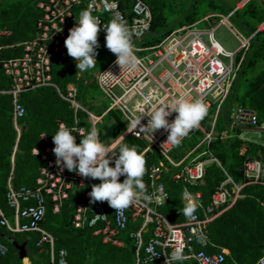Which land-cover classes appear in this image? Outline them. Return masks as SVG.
I'll return each instance as SVG.
<instances>
[{"label": "built area", "instance_id": "2783aa9c", "mask_svg": "<svg viewBox=\"0 0 264 264\" xmlns=\"http://www.w3.org/2000/svg\"><path fill=\"white\" fill-rule=\"evenodd\" d=\"M124 2V3H123ZM40 18L37 21V32L34 39L18 44L21 55L16 58L2 59L4 46L0 44V64L3 74L9 79L10 87L0 91L9 95L12 103V123L20 137L19 122L25 116V109L20 102V96L42 88H53L59 99L73 111L74 118L71 127L64 122L79 144L80 139L87 133L84 125H79L78 114L84 115V120L90 127H96L108 112H116L125 125L123 136H132L147 144L145 152H156L163 161L149 170L150 188L146 199L142 198L123 211L122 215L110 208L105 202L90 203L88 195L93 185L92 178L82 177L77 172L61 169L55 163L56 157L52 151L54 143L47 146L40 155L44 165L40 168L33 187L12 188L10 180L7 184L6 202L11 210L8 216L0 206V228L10 234H36L35 247L49 256V264H68V253L64 249H55V237L42 227L49 202L54 214H59L71 196L80 194L75 203L71 217V226L75 230L89 231L101 244L122 249L125 245V234L135 227L129 235L133 241V264H166L167 257L175 247L183 249L184 259L195 264H237L227 262L225 251L208 253L207 229L221 213L231 208L242 198V190L248 185H264L261 174L257 176L254 161H248L242 168L243 180L235 182L222 169L225 179L211 194L209 201L203 204L201 194L194 193L198 202L194 218H185L180 224L171 223L160 211L168 200V193L162 181V175L167 170V162L174 172L172 179L182 185L183 190L189 186L200 184L204 178L207 166L215 164L221 168L218 160L208 150L209 144L217 137H231L227 131L215 133L216 119L230 97L232 89L239 77L240 71L247 58L256 33L246 37L233 27L231 19L238 7L226 15H208L200 21L173 31L155 47H142L139 43L150 33L152 13L143 0H48L38 4ZM88 9L99 18L101 27L98 35L104 40L106 30L103 25L113 17H122L132 33L134 54L141 60L135 70L121 68L113 59L96 76V86L102 98L109 101V106L101 116H96L78 101V90L74 85H68L65 90L59 88L53 81L55 64L65 61L68 57L64 41L69 29L76 26L79 13ZM205 25L209 30L199 28ZM223 25L237 40L239 46L233 53H228L214 39L216 27ZM260 30V29H259ZM8 33L0 30V37ZM207 37V43L203 37ZM13 47V46H11ZM228 62H223L222 59ZM164 64L167 67H164ZM160 68L158 75L154 71ZM105 72H111L105 73ZM184 97L191 101L203 99L208 107L207 116H211L212 124L208 130L203 127V121L198 128L193 129L182 143L192 137L202 136V141L193 153L202 145L203 151L184 164L193 153L185 159L174 162L172 153L179 146L165 143L168 132L159 129L148 135H135L129 132L131 119L151 108L152 104L170 103L173 98ZM175 113L167 117L169 122L175 118ZM148 117L142 118L141 123L147 124ZM230 129L236 127L257 128L256 114L243 106L230 108ZM241 126V127H240ZM139 131V126L137 128ZM47 141L45 135L41 136ZM245 148L240 150L243 154ZM33 154L38 152L33 150ZM263 171V170H262ZM264 207V205H262ZM9 248L0 243V256H6ZM174 263V262H173ZM255 264H264V248Z\"/></svg>", "mask_w": 264, "mask_h": 264}, {"label": "trees", "instance_id": "16d2710c", "mask_svg": "<svg viewBox=\"0 0 264 264\" xmlns=\"http://www.w3.org/2000/svg\"><path fill=\"white\" fill-rule=\"evenodd\" d=\"M46 1L48 0H0V30L8 33V36L0 37V44L5 47L2 51V59L20 56L21 47L17 45L34 39L37 32L36 24L40 18L38 4ZM143 1L151 10L152 23L150 33L139 43V46L155 47L173 31L190 26L208 15H226L243 0H234L233 3L229 2L230 0ZM231 20L246 37L256 31L257 33L251 41L250 51L231 95L216 119L215 130L219 134L230 130L226 114L234 106H243L252 110L257 116L258 126H264V0H248L236 10ZM98 44L94 68L80 71L76 69L74 58L68 57L65 61L55 64L53 81L62 90L68 85H74L78 90V101L82 106L96 116H101L108 105L101 99L97 89L96 74L116 57L106 48L104 40L99 35ZM9 87L10 81L3 74L0 64V91ZM20 102L25 109V116L22 120L23 132L16 141L17 134L12 123L11 97L0 94V206L8 216H11V210L6 202L8 181L10 180L14 189L33 187L39 170L44 165L40 155L47 146L53 144L52 136L57 132L58 122H64L71 127L74 118L72 109L61 101L55 90L50 87L21 95ZM78 117L79 125H84L86 130L90 131L91 127L85 122L84 115L79 113ZM110 120H113L112 124ZM96 128L101 142L107 146L126 129L119 114L113 111L104 115ZM42 135L46 136L47 141L41 139ZM121 142L129 146L135 145L138 152L145 154L147 171L143 181L147 192L150 188L149 170L163 159L154 151L145 152L147 144L132 136H125L113 148L114 152L118 153ZM242 147H245L243 154L240 153ZM33 150L38 154H33ZM208 150L218 160L221 168L215 164L207 166L202 182L187 187L190 193L201 194L203 204L209 201L211 194L225 179L222 169L235 182L241 183L243 180L241 171L246 162L257 160L264 164V146L242 140L239 134L227 139L217 137L209 144ZM164 165L167 170L162 175V181L169 197L160 211L171 223L180 224L186 218L182 215V208L185 205L182 201L183 187L172 179L177 169L172 168L167 162H164ZM110 166H114V163ZM124 179L125 177L121 176L119 182H123ZM261 180L264 182V170ZM92 181L93 184L100 183L98 179ZM242 195L243 197L231 208L209 224L207 229L209 245L205 251L214 253L226 250L228 263L233 261L237 264H255L264 248V207L262 206L264 185L245 186ZM79 199L80 194L71 196L59 214H54L52 205L47 203L42 227L55 237V249L67 251L68 264H133L134 244L129 239V235L135 227L129 228L125 234L124 248L105 246L89 231L72 228L73 208ZM107 205L109 213L110 206L108 203ZM0 230L3 232L0 243L9 248L6 256H0V264L20 262L10 238H14L18 244L26 242V258L31 264H49L48 254L40 252L35 247L38 238L36 234H10L2 228ZM173 264L195 263L175 261Z\"/></svg>", "mask_w": 264, "mask_h": 264}, {"label": "clouds", "instance_id": "9594fccd", "mask_svg": "<svg viewBox=\"0 0 264 264\" xmlns=\"http://www.w3.org/2000/svg\"><path fill=\"white\" fill-rule=\"evenodd\" d=\"M101 22L88 9L79 13L76 26L69 29V34L64 41L67 54L74 58L76 69L86 71L96 65L95 56L98 44V33ZM105 46L116 57L115 64L121 68L135 70L141 60L134 54L132 33L122 17H113L107 25ZM111 74V72H105ZM112 75V74H111ZM175 113V118L169 122L167 117ZM208 107L203 99L187 100L184 97L173 98L170 103L161 102L152 104L151 108H144L141 113L135 115L129 123V132L135 135H148L152 139L153 133L159 129L168 132L167 140L172 146H179L186 136L199 127L201 121L207 116ZM147 116V124L141 120ZM139 126V131L137 128ZM123 139V138H122ZM55 147L52 149L56 157V165L61 169L66 168L70 172H77L85 178L98 179L99 184H93L89 192L90 203L107 202L118 214L146 197V185L143 177L146 174L145 154L138 152L135 145L129 146L120 143L119 151L101 142L96 127L75 142L72 131L65 125H61L55 135L52 136ZM114 166H110L113 164ZM257 176L264 170V164L254 162ZM124 176L123 182L119 178ZM182 197L186 201L182 208V215L188 219L194 218L198 208V202L194 195L185 188ZM166 264L184 259L183 249L175 247L170 254H164Z\"/></svg>", "mask_w": 264, "mask_h": 264}, {"label": "rangeland", "instance_id": "374dc122", "mask_svg": "<svg viewBox=\"0 0 264 264\" xmlns=\"http://www.w3.org/2000/svg\"><path fill=\"white\" fill-rule=\"evenodd\" d=\"M233 1L234 0H230L229 2L233 3ZM239 7L241 8V4H239ZM231 23H232L233 27L238 30V28L236 27V25L234 24V22L232 20H231ZM203 27H205V25H200L199 26V28H201V29ZM205 30H209V28L205 27ZM243 35H245V34H243ZM213 36H214V39L223 48V50L225 52L233 53V52H235L237 50V48L239 46V44H238L237 40L235 39V37L223 25H220V26H218V27L215 28L214 33H213ZM203 40H204V42L207 43V37L206 36L203 37ZM222 60L225 63L228 62L227 59H224L223 58ZM164 67H167V66L164 64ZM160 71H161L160 68L156 69L154 71V75L155 76L158 75ZM96 76H97V74H96ZM101 99L103 101H106L105 99L102 98V95H101ZM106 103L109 106V101H106ZM225 104H226V102H225ZM225 104L223 105V107L225 106ZM234 107H236V106H234ZM229 113H230V110L227 111L226 116H227V119H228L229 124H231V121L229 119ZM112 123H113V120H110V124H112ZM211 124H212V118H211V116H207L206 119L203 121V125H204L203 128L205 130H208L211 127ZM263 128H264V126H263ZM19 129H20L21 132H23V123H22V121L19 122ZM227 131L232 136L233 135H236V134L237 135L239 134V138L242 139V140L253 141V142H255V143L259 144V145L264 146V132L242 131V130H239L238 127H236L235 129L227 130ZM21 132H20V135H21ZM215 133H218V132L215 130ZM123 134H124V131H122V133L119 134V136L117 137V139L112 140L111 143H110V145L108 147L113 148L114 145L117 146V144L122 140V138L125 137V136H123ZM201 141H202V136H197V137H194V138L192 137L191 139L187 140L181 146H179L177 148V150H175L173 152L172 160L174 162H178V161H181V160L185 159L190 153H193V150H195L198 147V145L201 143ZM203 149H204V147L201 145L197 149V151H195L188 159L185 160V163L184 164H188L189 162H191L192 158H195L196 156H198L200 154V152L203 151ZM182 201H183L184 204L186 203V201L183 199V197H182Z\"/></svg>", "mask_w": 264, "mask_h": 264}, {"label": "water", "instance_id": "95a60500", "mask_svg": "<svg viewBox=\"0 0 264 264\" xmlns=\"http://www.w3.org/2000/svg\"><path fill=\"white\" fill-rule=\"evenodd\" d=\"M246 131H251V132H264L263 127H257V128H251V127H244ZM10 242L12 246L15 248L16 253L20 259H24L27 257V248H26V242L22 244H18L14 238H10Z\"/></svg>", "mask_w": 264, "mask_h": 264}, {"label": "crops", "instance_id": "0c3cea01", "mask_svg": "<svg viewBox=\"0 0 264 264\" xmlns=\"http://www.w3.org/2000/svg\"><path fill=\"white\" fill-rule=\"evenodd\" d=\"M247 1H248V0H243V1L240 3V4H241V7H242ZM237 7L240 8V7H239V4L237 5ZM228 109H229V107H227L226 110H228ZM262 127H263V126H262ZM239 129L242 130V131H246V130L244 129V127H241V128H239ZM223 132H225V131H223ZM228 133H229V132H228ZM229 135H230V133H229ZM231 136H232V135H231ZM233 136H235V135H233ZM242 148H245V147H242ZM242 148H241V149H242ZM241 149H240V150H241ZM225 211H227V210H225ZM222 213H224V211H223ZM222 213H221V214H222ZM219 216H220V215H219ZM219 216H218V217H219ZM218 217H217V218H218ZM0 236H3V232H2L1 230H0ZM223 251H225L226 254H227V256H228V252H227L226 250H223ZM19 264H31V263H30V261H29L27 258H24V259H20Z\"/></svg>", "mask_w": 264, "mask_h": 264}]
</instances>
